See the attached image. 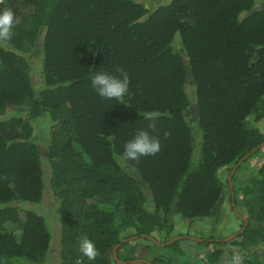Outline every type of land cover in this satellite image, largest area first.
I'll return each mask as SVG.
<instances>
[{"label": "trees", "instance_id": "obj_1", "mask_svg": "<svg viewBox=\"0 0 264 264\" xmlns=\"http://www.w3.org/2000/svg\"><path fill=\"white\" fill-rule=\"evenodd\" d=\"M146 1L0 3L16 20L0 40V264L148 262L136 256L144 241L153 264H220L226 244L245 252L241 264H264V162L241 174L264 147V0ZM117 68L129 77L121 102L90 83ZM142 128L159 152L121 164ZM226 198L241 223L231 241L157 245L172 238V215L216 219ZM44 216H57L56 239Z\"/></svg>", "mask_w": 264, "mask_h": 264}, {"label": "rangeland", "instance_id": "obj_2", "mask_svg": "<svg viewBox=\"0 0 264 264\" xmlns=\"http://www.w3.org/2000/svg\"><path fill=\"white\" fill-rule=\"evenodd\" d=\"M169 0H153L151 2H144V4H157L158 2H164L166 3ZM264 7V1L262 3H257L256 4V9H260ZM35 59V58H34ZM32 80L34 83H37L39 81V77L37 75H31ZM43 119L37 121L35 123L36 128L38 129H43V126H45L46 124L43 123ZM254 125V124H253ZM256 126V124H255ZM258 126V125H257ZM262 132H264V122H263V127H262ZM261 155L260 156H255L253 158H251L248 162H245L242 165L243 170L241 171V174L246 176L248 175V173L250 171H253L255 168H257L262 162H264V147L263 145L261 146ZM245 160V159H244ZM229 170L227 168H221L219 170V175H220V179L225 181L228 179L229 176ZM47 175V174H46ZM44 176L46 178H48V176ZM228 181V180H227ZM232 185V184H231ZM43 206H45V212L49 213L50 212V208L48 207L51 203H53V198L51 197V195H49V191L46 192L44 199H43ZM225 205L222 207L219 216L214 219V218H205V219H195V220H189L187 218H183L181 217L179 214H175L172 215L171 220L174 223L173 224V230L171 231L170 236L176 237L177 235L179 236L182 235L183 237H189L190 239H188V241L184 242V248H187V250L192 253L196 252L197 249L193 246V243H191L192 241L196 240H202L203 239H209V238H215L220 242L223 241H231L233 238H235V236L237 235V230L240 229L241 227V223L240 221L237 219L234 209H231L230 207V202L228 201V199L226 198V201L224 203ZM147 208L149 210H151L153 208L152 204H147ZM35 209V208H34ZM41 214V213H39ZM47 220V223H49V231L51 233L52 236V240L53 237L54 239L57 238L58 234V218L56 216V222L55 220H50L47 219L48 217L44 216ZM55 225V226H54ZM153 236L156 239H160L156 234H153ZM177 236V237H178ZM190 240V241H189ZM146 244L147 242L144 241L138 248L137 252H136V256L138 258L141 257H148L146 259L152 260L153 256H151V253L149 251H147L146 248ZM208 249H211L213 247V245H209ZM53 248V247H52ZM55 248V247H54ZM206 249V248H204ZM221 249L224 252V256H223V261L220 262V264H230V252L233 251L234 253H238L242 259V254L245 252H240L239 250H237L235 247L229 246V244L226 245H222ZM230 251H229V250ZM156 249H152L151 251L155 252ZM203 256V253L200 255V258ZM144 260V259H142ZM148 261V262H149ZM133 264H145V263H133Z\"/></svg>", "mask_w": 264, "mask_h": 264}, {"label": "clouds", "instance_id": "obj_3", "mask_svg": "<svg viewBox=\"0 0 264 264\" xmlns=\"http://www.w3.org/2000/svg\"><path fill=\"white\" fill-rule=\"evenodd\" d=\"M15 23L16 20L11 9H0V40L10 38ZM90 83L98 96L117 102L123 100L129 89L128 74L120 68L116 69V74L98 71L90 77ZM146 115L151 116V114ZM148 127L151 128L153 125L149 124ZM159 150V139L150 135L147 129H138L130 139L124 142L119 162L124 164L129 161H138L140 157L155 155ZM79 249L89 261L93 260L97 255V248L94 242L87 236L79 239ZM230 264H241V257L238 253L232 255Z\"/></svg>", "mask_w": 264, "mask_h": 264}, {"label": "water", "instance_id": "obj_4", "mask_svg": "<svg viewBox=\"0 0 264 264\" xmlns=\"http://www.w3.org/2000/svg\"><path fill=\"white\" fill-rule=\"evenodd\" d=\"M254 150V149H253ZM253 150H251V151H253ZM250 151V152H251ZM250 152H247L234 166H233V168H232V170L230 171V174H229V176H228V181H230V178H231V175L233 174V172H234V170L240 165V163L244 160V159H246L247 157H248V155L250 154ZM229 188H230V190L232 189V186H231V184L229 183ZM231 197L233 198V193L231 192ZM232 204H233V206H234V203L232 202ZM242 218V217H241ZM243 229V228H242ZM177 237H173V238H171V239H169L168 241H166L165 243H159V242H157V245H160V246H164V245H167V244H169L171 241H173L174 239H176ZM153 239V238H152ZM154 240V239H153ZM155 241V240H154ZM118 248V245L113 249V257H114V259H116V249ZM117 262L118 263H131V264H133V263H147V264H153L152 262H147V261H145V260H142V259H134V260H131V261H118L117 260Z\"/></svg>", "mask_w": 264, "mask_h": 264}, {"label": "built area", "instance_id": "obj_5", "mask_svg": "<svg viewBox=\"0 0 264 264\" xmlns=\"http://www.w3.org/2000/svg\"><path fill=\"white\" fill-rule=\"evenodd\" d=\"M3 2V0H0V3H2Z\"/></svg>", "mask_w": 264, "mask_h": 264}]
</instances>
